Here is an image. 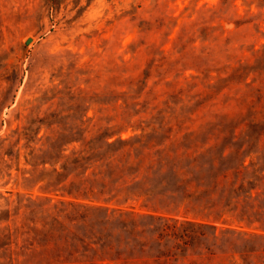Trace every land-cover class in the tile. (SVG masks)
Returning a JSON list of instances; mask_svg holds the SVG:
<instances>
[{
  "label": "rangeland",
  "instance_id": "rangeland-1",
  "mask_svg": "<svg viewBox=\"0 0 264 264\" xmlns=\"http://www.w3.org/2000/svg\"><path fill=\"white\" fill-rule=\"evenodd\" d=\"M118 138L208 187L264 169V0H0V264H47L22 199H62L65 157Z\"/></svg>",
  "mask_w": 264,
  "mask_h": 264
},
{
  "label": "trees",
  "instance_id": "trees-1",
  "mask_svg": "<svg viewBox=\"0 0 264 264\" xmlns=\"http://www.w3.org/2000/svg\"><path fill=\"white\" fill-rule=\"evenodd\" d=\"M139 146L85 141L60 166L62 199H22L32 218L20 234L47 264H264V169L227 170L208 187L187 172L194 157ZM141 197L143 209L127 204Z\"/></svg>",
  "mask_w": 264,
  "mask_h": 264
},
{
  "label": "water",
  "instance_id": "water-1",
  "mask_svg": "<svg viewBox=\"0 0 264 264\" xmlns=\"http://www.w3.org/2000/svg\"><path fill=\"white\" fill-rule=\"evenodd\" d=\"M29 42H30V39L27 40V43H29Z\"/></svg>",
  "mask_w": 264,
  "mask_h": 264
}]
</instances>
